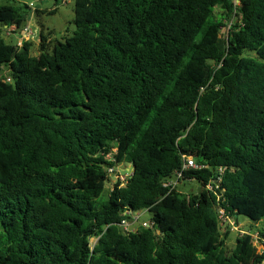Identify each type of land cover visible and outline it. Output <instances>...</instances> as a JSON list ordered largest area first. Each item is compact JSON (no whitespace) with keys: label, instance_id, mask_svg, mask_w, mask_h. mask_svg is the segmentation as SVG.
Returning a JSON list of instances; mask_svg holds the SVG:
<instances>
[{"label":"trees","instance_id":"trees-1","mask_svg":"<svg viewBox=\"0 0 264 264\" xmlns=\"http://www.w3.org/2000/svg\"><path fill=\"white\" fill-rule=\"evenodd\" d=\"M28 10L0 6V264L264 263L249 234L226 251L217 213L264 242V0H73L34 55L3 39ZM183 156L187 195L162 186Z\"/></svg>","mask_w":264,"mask_h":264},{"label":"rangeland","instance_id":"rangeland-1","mask_svg":"<svg viewBox=\"0 0 264 264\" xmlns=\"http://www.w3.org/2000/svg\"><path fill=\"white\" fill-rule=\"evenodd\" d=\"M11 4L16 6L26 5L28 7V16L24 20L22 25L29 26L33 33L31 39V50L32 55L36 54L38 49V40L41 34L47 38L55 39L58 41H63L65 37H69L75 30L73 25V0H68L64 2H55V0H0V6ZM55 11L54 13H50ZM227 33V26L221 29V37H225ZM5 43L14 44V37H4ZM113 152V151H112ZM129 168V166H126ZM125 166H120V170H124ZM114 180L109 177V182L105 183L104 191L101 195V199H105ZM199 188L198 183L195 181H190L188 183L181 181L175 188V191L184 195L194 192ZM136 216V215H135ZM138 221L132 222L128 220L130 225L127 228V232L137 231L143 222H150V214L147 211H141L138 214ZM235 221L238 225V230L240 231H229V235L225 240V249L229 252L233 249L235 245V240L240 233H249L251 235H256V231L261 228L262 223L254 224L247 218L243 216H236ZM132 222V223H131ZM226 229H221L220 233L223 236ZM92 244L95 240L91 241ZM257 243V242H256ZM255 248L258 252L262 250V245L255 244Z\"/></svg>","mask_w":264,"mask_h":264},{"label":"built area","instance_id":"built-area-1","mask_svg":"<svg viewBox=\"0 0 264 264\" xmlns=\"http://www.w3.org/2000/svg\"><path fill=\"white\" fill-rule=\"evenodd\" d=\"M66 1H68V0H66ZM62 2H64V1H62ZM232 4H233L234 9H235L237 6H239L240 0H232ZM228 28H229V25L227 26V33H228ZM4 30H5L4 35L6 37H14V39H15L14 45L18 49H21L23 47L24 43L31 41V39L33 37V33L31 31V29L29 28V26H26V25H22L20 27H18L16 25H12V26L5 28ZM227 33H226V35H227ZM113 152H115V150H113ZM182 158H183V163H182L181 169L179 171H175L173 173L172 177L166 179L162 184V186L164 188H166L169 192L175 191L176 186L181 181H184L186 183L189 182V181L184 180L183 171H187L190 169L193 170V169L199 168L195 164L194 160L191 157L183 156ZM107 159L108 160L111 159V154L107 155ZM120 166H123V165H120ZM120 166L108 168L107 173H108L109 177L113 178L114 183L119 181L121 184H123L124 182H126V180H128V178L130 177L131 174L128 172V168L126 166H125L126 168L124 170H120ZM219 173L220 174L222 173L221 169L219 170ZM219 180L220 179L218 178V181ZM205 188L208 189L209 191L212 190V187L210 186V184L206 185ZM217 213H218V225H219L220 231H221V229H226L228 231H239L238 225L233 218L227 216L222 209H219L217 211ZM126 214H127V216H129L131 218L132 222H137L139 219L138 218L139 212H137V213L126 212ZM120 226L122 229L127 231V228L130 225L128 224V220L125 219V220L121 221ZM141 227H145V228L150 227V222H143L141 224ZM243 234H249V233H244V232L240 233V235H243ZM249 235L252 237L254 246H255V244H259L257 234L255 236L251 235V234H249ZM259 245H262V250L259 253L264 252V242H262ZM262 264H264V263H262Z\"/></svg>","mask_w":264,"mask_h":264},{"label":"water","instance_id":"water-1","mask_svg":"<svg viewBox=\"0 0 264 264\" xmlns=\"http://www.w3.org/2000/svg\"><path fill=\"white\" fill-rule=\"evenodd\" d=\"M128 172H129L130 174L133 173V166H132V165L129 166V168H128ZM198 191H200V189H198Z\"/></svg>","mask_w":264,"mask_h":264}]
</instances>
